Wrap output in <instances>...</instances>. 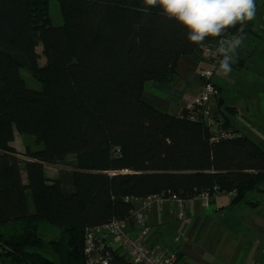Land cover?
I'll list each match as a JSON object with an SVG mask.
<instances>
[{
  "label": "trees",
  "instance_id": "1",
  "mask_svg": "<svg viewBox=\"0 0 264 264\" xmlns=\"http://www.w3.org/2000/svg\"><path fill=\"white\" fill-rule=\"evenodd\" d=\"M49 1L0 0L2 264H57L53 256L85 264V230L130 217L135 200L150 195L191 200L215 188L233 195L231 207L257 204L248 196L264 192V149L233 128L235 108L219 99L212 117L198 107L172 115L142 97L147 83L171 81L180 58L204 44L249 37L247 22L195 45L141 0H56L61 25L52 23ZM244 66L235 54L231 67ZM219 132L231 135L212 140ZM15 133L39 146L26 147L23 165ZM70 156L71 171L47 177L45 165ZM42 225L58 238H42ZM110 264L133 263L117 250Z\"/></svg>",
  "mask_w": 264,
  "mask_h": 264
},
{
  "label": "crops",
  "instance_id": "2",
  "mask_svg": "<svg viewBox=\"0 0 264 264\" xmlns=\"http://www.w3.org/2000/svg\"><path fill=\"white\" fill-rule=\"evenodd\" d=\"M255 4V16L264 13V0H255ZM249 22L246 23L247 28ZM249 30L250 36L243 37L235 54L244 59V68L246 64H251L264 70V48L260 50L259 46L264 43V20L260 18L258 25H254V30ZM234 37L237 36H232V39ZM252 40L254 49L250 51L248 45ZM214 42L204 44L196 55L180 58L176 76L171 81L147 83L142 93L144 101L167 113L171 105L176 106L179 114L182 108H186L187 100L196 97L201 88L199 71L212 68L206 48ZM218 68L219 66L212 81L220 89L219 95L208 102L205 108L209 113H214L219 99H222L226 106L235 108L236 113L230 117L233 128L245 135L243 123L248 120L243 108L240 109L234 99L224 98L220 85L223 81H236L237 76L233 72L241 69L232 68L231 73L223 77L217 75ZM254 98V142L264 149V99ZM206 119L207 122L211 121L210 118ZM232 198L231 193H218L207 206L193 198L186 206L183 219L177 217L174 203H154L146 215L151 229L147 238L148 245L175 250L176 264H264V192H254L248 196L249 201L257 202L256 205L242 203L231 207ZM141 205L142 199L135 200L134 210H140ZM114 240L109 238L107 243L112 244Z\"/></svg>",
  "mask_w": 264,
  "mask_h": 264
},
{
  "label": "built area",
  "instance_id": "3",
  "mask_svg": "<svg viewBox=\"0 0 264 264\" xmlns=\"http://www.w3.org/2000/svg\"><path fill=\"white\" fill-rule=\"evenodd\" d=\"M231 40L230 37H224L215 40L212 45L206 48L212 68L199 71V77L203 80V84L196 97L187 100L186 107L188 109L201 108L204 110V115L209 117V111L205 105L212 97L218 95V89L212 83V78L222 59L216 49L222 45L227 46ZM194 117L195 115L192 114L191 120H194ZM229 136L226 132H219L212 137V140ZM215 195L216 189L214 188L212 192L209 190L201 192L196 198L201 201L202 205L207 206ZM163 202L174 203L177 217L185 218L188 199L180 198L176 194L147 196L142 199L140 210H133L130 217L113 218L103 225L85 230L83 248L85 264H110L111 252L117 250L133 264H176L177 252L175 250L154 248L147 243L151 229L147 224L146 215L154 203L162 204ZM109 238L115 239L112 244L107 243Z\"/></svg>",
  "mask_w": 264,
  "mask_h": 264
},
{
  "label": "clouds",
  "instance_id": "4",
  "mask_svg": "<svg viewBox=\"0 0 264 264\" xmlns=\"http://www.w3.org/2000/svg\"><path fill=\"white\" fill-rule=\"evenodd\" d=\"M146 8H159L160 14L175 20L187 30V40L201 45L211 38L221 37L226 30L243 25L255 18V0H141ZM243 32V27L239 29ZM243 36L234 37L227 46L216 49L222 57L217 75L227 77L235 62L236 49Z\"/></svg>",
  "mask_w": 264,
  "mask_h": 264
},
{
  "label": "rangeland",
  "instance_id": "5",
  "mask_svg": "<svg viewBox=\"0 0 264 264\" xmlns=\"http://www.w3.org/2000/svg\"><path fill=\"white\" fill-rule=\"evenodd\" d=\"M49 13L52 19V23L54 25L62 24V16L60 13L58 2L56 0L49 1ZM260 18L264 20L263 12L259 13V15H256L255 18L248 23V28L254 30V25H258V22H260ZM259 46L261 50L262 48H264V43ZM248 49L250 51L251 49H254V40L249 41ZM41 51V47L38 46L37 52L40 54ZM44 63V57L40 56L39 64L43 65ZM233 74L237 76L236 81L228 80L227 82L223 81L222 83H220L223 89L222 96L227 100L234 99V103H237L240 109L243 108L244 114L248 120L247 122L243 123L245 125L244 134L249 137L252 141H254V97H260L264 99V70H262L260 67L256 68L254 67V65L246 64L245 68L241 69L240 71H235L233 72ZM22 75L28 87L33 89H39V83L30 75L28 71H23ZM202 84L203 80L201 81V85ZM217 96L212 97L210 101L216 99ZM178 112V107L172 105L168 110V113L172 115H176ZM213 114V112L209 113V117H212ZM11 145L15 148L17 152V159L21 165H23L24 162L27 160V158L24 156L26 147L30 149H37L39 147L31 137L20 135L18 133L14 134V140ZM72 164L73 156H70L67 158L66 163L45 165V173L48 178H56L61 171H71L73 169ZM39 234L45 240L57 239L59 236L58 231L48 225L40 226ZM49 258L52 257L49 255ZM53 259L56 261L57 264H59L54 256ZM0 264H2L1 258Z\"/></svg>",
  "mask_w": 264,
  "mask_h": 264
}]
</instances>
